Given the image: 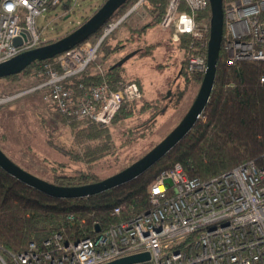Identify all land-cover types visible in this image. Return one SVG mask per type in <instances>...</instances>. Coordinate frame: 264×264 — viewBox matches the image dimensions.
<instances>
[{"label":"built area","instance_id":"built-area-1","mask_svg":"<svg viewBox=\"0 0 264 264\" xmlns=\"http://www.w3.org/2000/svg\"><path fill=\"white\" fill-rule=\"evenodd\" d=\"M62 1L0 0V63L42 46L46 41L36 21ZM182 3L189 12L179 10ZM206 6L207 0H168L158 24L173 28L175 41L187 34L199 42L187 71L201 75L206 70L204 32L209 27L193 14ZM143 7L154 10L149 0H136L121 17L105 24L97 39L38 66L46 76L41 83L12 94L0 92V107L39 90L43 101L69 120L108 127L121 110L132 112L143 100L136 83L115 90L106 83L75 88L69 79L96 63L103 39ZM222 9L220 52L226 62L264 61V0H222ZM95 70L100 72V65ZM147 192V210L134 213L125 203L112 207L111 215L119 221L94 237L68 242L61 232H54L41 242H29L19 253L0 248V264H109L141 254L148 258L132 264H264V165L248 161L202 180L189 177L175 163L155 177Z\"/></svg>","mask_w":264,"mask_h":264},{"label":"trees","instance_id":"trees-1","mask_svg":"<svg viewBox=\"0 0 264 264\" xmlns=\"http://www.w3.org/2000/svg\"><path fill=\"white\" fill-rule=\"evenodd\" d=\"M135 2L124 0L107 23L122 16ZM149 2L154 10H150L148 24L143 25L146 28L158 26L168 0ZM64 6L68 8L66 3ZM179 10L189 12L184 3ZM132 15L127 16L120 25H126V20ZM193 15L198 23L209 27L208 5ZM103 26L85 41L97 39ZM208 33L207 29L204 32L206 37ZM172 36L173 32L171 42H175L181 53L180 75L185 81L197 78L201 82V74L187 71L188 58L198 52L199 42L187 34L179 35L176 41H173ZM106 37L99 46L96 63L87 71L69 79L73 87L106 83L110 89L115 90L124 83L133 82L138 85L136 79L126 77L122 66L111 68L112 65L105 64L117 47L109 43ZM153 46L140 48L137 54H148L152 52ZM50 62L52 59L36 62L19 74L0 79L5 82L3 89H7L8 94L15 93L14 84H23L25 79L33 77L35 85L41 83L46 76L38 66ZM98 65L100 72L95 70ZM148 106L145 103L144 107ZM59 115L60 122L70 123L75 131L76 144L81 148L79 152L73 153L59 148L61 153L87 164L108 153L111 137L107 128L95 123L84 124L77 119L68 120L65 115ZM116 116L114 120L124 119L128 114L123 109ZM248 161H253L257 166L264 165V61L229 65L220 52L214 85L200 118L158 163L137 178L86 198L60 199L23 184L0 168V248L4 252L19 253L27 248L29 242H41L54 232H61L68 242L94 237L119 221V217L111 215L112 207L125 203L134 209V213L147 210L148 185L161 171L175 163H180L189 177L207 180ZM50 164L52 175L48 182L59 186H78L99 180L96 174L85 167L69 173L61 165L63 163L52 161ZM69 216L72 219H68Z\"/></svg>","mask_w":264,"mask_h":264},{"label":"rangeland","instance_id":"rangeland-1","mask_svg":"<svg viewBox=\"0 0 264 264\" xmlns=\"http://www.w3.org/2000/svg\"><path fill=\"white\" fill-rule=\"evenodd\" d=\"M103 1L63 0L54 10L39 16L36 21L37 27L42 29L43 41L55 40L75 28L90 17ZM65 3L68 8L64 6ZM63 10V15L55 20L46 18L48 14L53 16ZM149 14L150 9L143 7L133 12L132 17L142 23L145 20L141 18L148 17L150 20ZM122 31L126 30L118 25L106 38L111 41L116 35H123ZM172 32L174 33V30L171 27L161 29L157 25L149 28L144 26L140 33L134 32L132 38L120 40L121 44H116V50L105 61L106 65H113L133 52L136 45L142 48L154 45L152 52L137 54L136 51L122 65L126 77L138 79L145 92L151 90L153 93L147 92V97H143L133 111L128 113L129 117L118 118L113 120L110 126L102 127L109 130L111 137V148L106 155L87 164L61 153L59 148L72 153L79 152L81 148L76 144L73 128L54 119L56 113L53 106L41 99L39 90L0 107V136L4 137L0 138L2 152L28 173L46 181H51L52 161L63 163L61 165L69 173L85 167L101 180L141 158L177 125L190 107L200 85L197 78L185 81L183 77L181 80L180 55L175 42H171ZM4 83L0 81V92L6 93L7 89H3ZM35 84L34 77L25 79L23 84H14V91L25 90ZM145 103L149 106L144 107ZM16 107L23 108L17 115ZM28 108L29 112L21 116ZM153 110L155 112L151 114ZM49 117L53 122L45 125L44 122L49 120Z\"/></svg>","mask_w":264,"mask_h":264},{"label":"water","instance_id":"water-1","mask_svg":"<svg viewBox=\"0 0 264 264\" xmlns=\"http://www.w3.org/2000/svg\"><path fill=\"white\" fill-rule=\"evenodd\" d=\"M123 1L104 0L90 17L64 35L50 42L46 41L40 47L0 63V79L19 74L36 62L51 59L82 43L107 23ZM207 5L210 17L206 46V70L202 75L198 91L177 125L141 158L109 177L78 186H59L40 179L16 165L1 149L0 168L14 179L47 196L60 199H81L119 187L137 178L158 163L194 127L209 101L214 85L223 29L222 0H207ZM14 44L18 45L19 39H15ZM135 53L136 51L128 53L121 60L114 63L111 68L121 67ZM147 258L148 254L134 255L109 264H132Z\"/></svg>","mask_w":264,"mask_h":264},{"label":"crops","instance_id":"crops-1","mask_svg":"<svg viewBox=\"0 0 264 264\" xmlns=\"http://www.w3.org/2000/svg\"><path fill=\"white\" fill-rule=\"evenodd\" d=\"M55 9V8H54ZM54 9H52V10H54ZM52 10H50V11H52ZM49 11V12H50ZM65 12V10H63L62 12H60L59 14H55V15H51V14H48V16L46 17V18H48V19H50V17L52 18L51 19V21L52 20H55V18L56 17H61L62 15H63V13ZM135 19V17H130L128 20H126L124 23L126 24V25H124L123 27H124V29L127 31V32H129V33H127L126 31H122V33L121 34H123V35H120V37H117V35L115 36V37H113L112 38V40L111 41H109V43H111V44H113V45H116V44H121L119 41L121 40H123V41H125V40H127V39H129V38H132L131 36L133 35V33L134 32H138V33H140V30L141 29H143V25L144 24H148V22H149V19H148V17L146 18V17H144V18H141L142 20H145V21H143L142 23H138L136 20H134ZM145 22H147V23H145ZM143 24V25H142ZM141 26V27H140ZM148 28V27H147ZM122 29H120V31H121ZM148 30V29H147ZM146 30V31H147ZM119 32V31H118ZM125 32H126V34L127 35H125ZM142 33H143V31H142ZM122 37V38H121ZM138 45H136L135 46V49H134V51H138V49H140V48H142V46H138ZM179 53V52H178ZM179 55H181V53H179ZM179 59H180V56H179ZM180 73V72H179ZM180 78H181V80H182V76H180ZM137 80V83H138V87L140 88V91L142 92V94H143V97H147V90H146V92H145V90H144V87L142 86V84L138 81V79H136ZM152 91L150 90V92H148V93H151ZM153 93V92H152ZM41 99H42V97H41ZM35 107V106H34ZM38 108H40V106H37ZM36 107V108H37ZM42 107V106H41ZM45 107V106H44ZM33 108V107H32ZM23 110V108H20V107H16L15 108V111H16V115L17 114H19V113H21V111ZM29 112V108L23 113V114H21V116H23L24 114H27ZM55 113H56V115H55V117H54V119H57L58 121H59V117H60V115H59V113L57 112V111H54ZM54 115V114H53ZM53 115H51V116H53ZM20 116V115H19ZM69 120V119H68ZM51 122H53V119H50V117H49V120H47V121H45L44 122V124L45 125H49ZM83 122H85V121H83ZM61 123H65V124H68L69 125V127H71V125H70V123L69 122H61ZM0 138L2 139V138H4L3 137V135L2 136H0Z\"/></svg>","mask_w":264,"mask_h":264}]
</instances>
